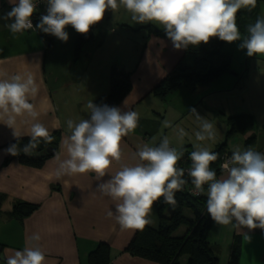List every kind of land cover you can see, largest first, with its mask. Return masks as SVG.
<instances>
[{
  "label": "crops",
  "instance_id": "crops-1",
  "mask_svg": "<svg viewBox=\"0 0 264 264\" xmlns=\"http://www.w3.org/2000/svg\"><path fill=\"white\" fill-rule=\"evenodd\" d=\"M11 7L9 0H0V15ZM4 23L0 20V78H5V74L31 73L34 76L39 92L32 102L39 113L38 121L53 137L57 133L58 143L54 153L40 167L24 165L18 155L5 152L17 139L11 128L0 124V264H5V255L22 250L27 237L33 233L41 236L46 264H88L89 253L100 243L109 247L107 264H158L125 252L136 230H122L114 217H108L114 201L97 191L96 186L101 181L94 173L57 175L60 161L67 158L61 146L62 137L70 133L67 121L78 122L89 116L87 103H95L108 92L109 71L116 66L131 72L132 83L130 92L117 107L137 112L139 121L137 128L122 139L123 159L113 163L112 173L118 171L121 164L135 163L134 153L143 145H158L163 137H168L173 123L179 125L191 114L194 121L190 124L199 126L200 121L191 112L199 104L205 106L206 112L220 109L223 117L226 116V130H220L212 140L197 141L195 132L183 127V137L169 134L170 146L192 152L194 145H198L213 151L226 138L229 116L241 113L255 116L254 109L244 108L242 104L223 111L217 102L219 96L215 94L238 85L243 75L238 78V74L232 75L230 81L220 77L215 84L196 89H178L165 99L154 96L152 89L173 70L183 57L184 49L177 50L170 39L152 33V27L164 31L154 22L132 21L131 14L122 5L115 11L105 12L103 20L94 26L93 38L84 45L78 58H75L78 33L71 26L65 29L69 39L63 42L53 35L45 38L36 27L13 35ZM212 95L213 104L208 98ZM164 102L169 103L168 106L173 104L172 109L166 107L164 113L155 110ZM73 107L77 116L70 110ZM30 123L28 117H17L15 131L19 139L30 138L27 135ZM256 129L253 125L250 131L240 134L241 147L235 145L234 140L229 142V138L228 152L236 148L245 150L244 142L251 135H255L251 148L264 152V127ZM16 201L34 204L36 209L20 220L9 217ZM186 212L192 216L191 212ZM149 218L152 223L148 226L156 228L159 218L155 205ZM184 231L181 227L176 233ZM236 237L241 241L238 264H264V230L244 228L241 231L214 221L207 241L219 258L218 264H228Z\"/></svg>",
  "mask_w": 264,
  "mask_h": 264
},
{
  "label": "clouds",
  "instance_id": "clouds-1",
  "mask_svg": "<svg viewBox=\"0 0 264 264\" xmlns=\"http://www.w3.org/2000/svg\"><path fill=\"white\" fill-rule=\"evenodd\" d=\"M9 3L11 10L0 15V20L5 21L3 26L13 35L33 29L32 17L38 0H9ZM46 3L47 14L40 17L35 27L63 42L69 39L65 30L68 26L87 35L103 20L107 10L115 11L122 5L135 23L154 22L161 27L177 50L207 44L216 37L227 43L240 41L239 47L246 49L248 56L264 54V17L247 26L246 36L241 34L236 21L237 13L242 8H254L256 0H46ZM38 92L39 85L31 73L5 74V78H0V124L11 128L19 140L15 131L17 117H28L31 121L29 142L22 148L18 143L11 144L5 149L7 154L16 156L20 151L29 154L41 139L52 142L53 136L38 121L39 113L32 102ZM86 108L90 110L87 119L67 121L70 133L61 139L67 158L60 161L57 175L94 173L101 181L97 191L114 201L107 215L114 217L122 230H143L152 223L150 213L161 197L164 203L175 205V193L183 191L188 183L184 179L186 174L194 186L192 194L207 196L206 211L217 224L241 231L264 230V152L251 147L243 151L234 149L221 166L222 175L217 177L211 164L218 159V153L194 145L195 150L189 153L190 166L180 168L177 165L184 153L171 147L165 136L158 145H143L134 153L135 163L121 164L112 173L113 163L123 159L122 139L137 128L139 114L92 101ZM191 112L200 121L196 140L214 139L213 123L196 109ZM179 135H185L183 128L179 129ZM106 176L108 179H102ZM244 236L250 239L246 233ZM40 241L39 233H33L22 250L4 256L5 264H46Z\"/></svg>",
  "mask_w": 264,
  "mask_h": 264
},
{
  "label": "trees",
  "instance_id": "trees-1",
  "mask_svg": "<svg viewBox=\"0 0 264 264\" xmlns=\"http://www.w3.org/2000/svg\"><path fill=\"white\" fill-rule=\"evenodd\" d=\"M262 3H264V0H256L254 8H251V10L242 8L237 13L236 21L240 31L247 30V26L260 17L259 5ZM33 21L36 24L40 20L34 18ZM94 26L87 35L78 33L75 44V58L79 57L84 45L93 38ZM150 30L155 35L168 38L165 31L154 27L150 28ZM43 35L48 39L51 36L45 33ZM224 43V41L214 37L207 44L189 45L187 49H184L183 57L173 70L156 84L151 93L160 99H165L178 89H196L206 86L224 73L230 72L231 59L229 54L222 50ZM130 75V71L112 66L108 77L109 90L98 97L94 104L118 106L132 88ZM227 125L228 131L224 142L213 150V152L219 154L218 159L211 164V168L216 171L217 176L220 175L219 169L223 155H231V151L228 152L227 150V140L236 134H244L250 131L253 128L254 119L248 113H241L229 116ZM56 134L54 133L55 136L51 143H46L41 139L38 147L29 154L20 151L18 154L20 163L40 167L57 148L58 136ZM29 139L21 138L13 143H18L20 148H22L29 142ZM254 143L255 135L249 136L244 142L245 150L252 147ZM49 146L53 150L51 153L46 154L45 150ZM182 151L184 155L178 162V167L187 169L191 164L189 160L190 152L185 149ZM184 179L188 183L185 184L183 191L175 193L176 204L164 203L163 197L155 202L159 218L158 226L153 228L147 225L143 230H136L133 238L126 246L125 252L158 264H181L180 258L184 255L187 257L185 264H218L219 258L207 241L209 230L214 222L206 211L207 196L204 194L193 195L190 190L194 186L191 184L187 174ZM35 209L36 205L34 204L16 201L9 213V217L20 220L30 215ZM185 211L191 212L192 216L186 215ZM181 227H184L185 231L182 234H177L176 232ZM240 244V237H236L228 264H238ZM109 259L108 245L100 243L89 253L88 264H107Z\"/></svg>",
  "mask_w": 264,
  "mask_h": 264
},
{
  "label": "rangeland",
  "instance_id": "rangeland-1",
  "mask_svg": "<svg viewBox=\"0 0 264 264\" xmlns=\"http://www.w3.org/2000/svg\"><path fill=\"white\" fill-rule=\"evenodd\" d=\"M259 15L260 17H264V3L259 5ZM240 31V30H239ZM245 33H243V32ZM240 31L243 36L247 35V30ZM241 42H233V43H227L225 42L223 45L222 50L225 53L229 54V57L231 59L230 61V72L224 73L221 78H226L225 81H230L232 75H237L240 78L241 81L238 85L231 86L228 90L221 91L217 97V102L221 106V109L223 111H226L229 109L231 111L232 106H238L243 105L244 108L254 109L255 116H254V128L258 130L260 127H264V54H257L255 56H248L246 49H241L239 47V44ZM110 72V71H109ZM220 78V77H219ZM217 79H215L210 84H215ZM208 98H211L209 102L213 104V95L209 96ZM169 103L164 102L160 107L155 108V110L159 109L161 113H164V109L166 107L171 108L173 107V104L169 105ZM164 105V106H163ZM219 106V107H220ZM203 108V109H202ZM205 106L203 104L197 105L196 111L199 113V115H205L202 117H205L214 125L215 134L220 132V130L223 129V131L226 130V116L223 117V114L220 109L215 110H209L210 112L205 111ZM71 112L77 116V110L76 108H70ZM84 111V110H83ZM228 111V110H227ZM90 113V112H89ZM192 116H195L193 113ZM87 119V118H86ZM193 117H191V114L188 116L186 120H184L179 125L177 123H173V130L172 132H168V137L170 135H174L175 137L180 136L179 135V128L187 127L190 132L194 133L199 130V126H192ZM200 124V122H198ZM175 127V128H174ZM187 132V131H186ZM230 141H235V145H239L241 147L242 143V136L240 134H236L230 138ZM173 147V146H171ZM156 206V204L154 203ZM185 214L187 212L185 211ZM187 257L184 255L180 258L181 264H184Z\"/></svg>",
  "mask_w": 264,
  "mask_h": 264
},
{
  "label": "built area",
  "instance_id": "built-area-1",
  "mask_svg": "<svg viewBox=\"0 0 264 264\" xmlns=\"http://www.w3.org/2000/svg\"><path fill=\"white\" fill-rule=\"evenodd\" d=\"M47 14V3H46V0H38V6H37V10L36 12L34 13L33 17H32V20H34V18L40 20V17L42 15H46ZM33 24H34V21H33ZM35 28V25L33 27V29ZM32 30V29H31ZM230 158V155L228 154H224L223 157H222V161L220 163V169H219V173L222 174V165L223 163H225L228 159ZM178 166V165H177ZM220 175H218L217 177H219ZM207 187V186H205ZM192 189L190 190V192L192 193Z\"/></svg>",
  "mask_w": 264,
  "mask_h": 264
},
{
  "label": "water",
  "instance_id": "water-1",
  "mask_svg": "<svg viewBox=\"0 0 264 264\" xmlns=\"http://www.w3.org/2000/svg\"><path fill=\"white\" fill-rule=\"evenodd\" d=\"M52 150H53V148L51 146H49V147L46 148L45 153L49 154V153L52 152Z\"/></svg>",
  "mask_w": 264,
  "mask_h": 264
}]
</instances>
